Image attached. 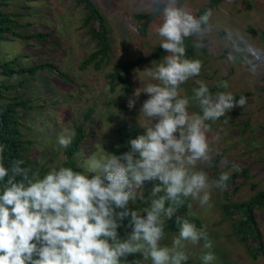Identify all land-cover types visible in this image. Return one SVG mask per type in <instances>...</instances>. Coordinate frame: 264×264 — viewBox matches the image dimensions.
Instances as JSON below:
<instances>
[{"label": "rangeland", "instance_id": "1", "mask_svg": "<svg viewBox=\"0 0 264 264\" xmlns=\"http://www.w3.org/2000/svg\"><path fill=\"white\" fill-rule=\"evenodd\" d=\"M90 1L103 19L110 45L107 61L97 68L93 63L81 66L95 50V43L88 32L89 26L83 24L85 11L77 0H0L1 11L10 15L16 24L13 31L23 35L46 34L42 41L23 40L8 34L0 39V62L11 61L13 67L49 66L31 77H0V103L11 104L9 99L15 97L29 107L12 112L24 142L23 155L32 168L42 169L38 171L41 178L60 168L65 159V148L58 144L65 128L75 131L78 125L82 127L84 138L73 158L81 172L86 173L90 159L111 154L108 147L119 145V130L135 127L141 135L148 126L147 118L139 111L148 98L146 94L141 93L130 110L127 103L121 106L124 102L119 97L121 84L106 92L104 83L112 69L156 53L160 38L154 28L158 21L152 16L146 28L141 29L143 22L135 16L150 13L145 7L146 0ZM212 1L180 0V3L194 15L212 9L213 21L240 29L261 54L253 58L251 65L228 64L224 62L225 50L215 42L206 40L207 46L197 50L193 40L186 39L185 43L192 48V57L201 60L203 66L199 76L181 85V96L193 95V89L198 87L196 80L204 81L212 94L227 91L247 95H244L243 108L235 107L217 121L206 122L211 128L208 140L213 158L208 165H197L210 180L217 179L222 172L236 176L231 183L227 181L226 189L212 190L208 205L201 206L198 200L188 198L190 209L176 216L188 221L194 219L197 229L203 228L213 245L205 249L203 240L196 245L185 241L186 264H204L202 258L209 251L215 257L210 264H264V206L253 210L263 242L262 252L258 254L249 249L251 241L246 242L247 250L245 243L234 234L233 221L237 216L230 208L231 204L248 200L256 191H264V0H220L211 6ZM166 55L128 72L129 97L134 90H142L147 82L137 70L151 67L152 61L159 63ZM220 80H227L229 87L217 88ZM188 110L200 111L195 104H190ZM158 183L145 182L137 190L143 193L144 200L130 202L129 207L142 214L139 204L151 197ZM178 234L179 226L165 233L161 245L171 247Z\"/></svg>", "mask_w": 264, "mask_h": 264}, {"label": "clouds", "instance_id": "2", "mask_svg": "<svg viewBox=\"0 0 264 264\" xmlns=\"http://www.w3.org/2000/svg\"><path fill=\"white\" fill-rule=\"evenodd\" d=\"M145 7L158 21L154 32L167 53L159 63L137 70L147 82L127 101L131 110L141 93L147 95L139 111L148 126L128 141V151L90 159L86 173L60 167L42 178L37 172L30 177L22 160L10 169L4 166L0 145V264H127L135 254L142 260L132 264H186L185 241L196 245L203 240L205 249L213 247L203 228L176 213L187 198L204 206L213 189L227 188L229 172L210 180L197 168L213 158L206 122L243 108L246 98L237 100L227 91L212 94L202 80L195 81L192 96H181V85L199 76L203 66L186 57L185 41L191 38L197 50L207 46L206 40L215 42L225 50L228 64L251 65L261 52L240 29L213 21L212 9L197 16L180 0H146ZM216 87L227 89L229 83L220 80ZM190 104L200 111L190 113ZM74 136L73 129L65 128L58 144L66 148ZM152 181L159 183L150 206L143 214L131 209L130 202L144 200L137 190ZM174 216L179 234L171 247L162 246L164 226ZM125 220L131 231L122 239L118 229ZM202 259L210 264L215 257L209 251Z\"/></svg>", "mask_w": 264, "mask_h": 264}, {"label": "trees", "instance_id": "3", "mask_svg": "<svg viewBox=\"0 0 264 264\" xmlns=\"http://www.w3.org/2000/svg\"><path fill=\"white\" fill-rule=\"evenodd\" d=\"M220 0H213L211 2V6L215 5ZM77 4L80 5L84 11L85 16L83 18V24L89 26L88 32L95 43V50L92 51L81 63V66L84 67L90 63H93L94 67H98L102 63H105L108 59V53L110 51V45L108 41V35L103 23V19L94 6V4L90 0H77ZM1 2H0V39L3 38V34L12 35L13 37H17L23 40H36L42 41L45 39L46 34L37 33V34H27L23 35L22 33L13 31L15 27V22L12 20L10 15L4 14L1 11ZM203 14V12H198L196 15L199 16ZM137 19L142 20L143 24L141 29H145L147 24L150 22L152 15L150 13L145 14H137L135 16ZM186 47V57L189 59H194L192 57V48L189 44L185 43ZM165 55V52L158 47L157 51L154 55L144 56L134 60H130L126 63L121 64L119 67L112 69L105 76V87L109 88V92H112L114 87L119 83L121 84V94L119 97L124 100L121 106H125L130 92L129 82L126 81L128 72L135 68L138 65L146 64L151 59L156 58L160 59ZM46 64L32 65L28 67H13L12 62H0V77H16V76H26L31 77L36 72L48 68ZM247 95L245 94H235V98L238 100L241 96ZM9 103H0V145L4 146L3 152V164L7 168H11L12 163L14 161L22 160L24 163L21 165L22 167L31 169L29 176L31 177L32 172H41L42 169L37 167L36 169L32 168L30 165V161L27 157L23 155L24 150V142L21 140V135L18 130V122L14 117L13 109L16 108H24L28 109L29 107L26 105L24 100H19L17 98H10ZM119 136V145L118 146H109L108 152L115 155H120L129 150L130 145L128 141L130 139H135L139 133L135 127L128 129L123 127L118 131ZM84 138V134L82 131L81 125H78L75 129V136L72 139L70 145L64 149V161L61 164V167L72 168L74 171L81 172V169L76 165L74 161V155L79 149V146ZM56 169V168H55ZM57 168L56 170H58ZM236 175L232 174L230 179L228 180L230 183L232 179ZM41 178V177H39ZM20 178L17 177V180ZM229 183V184H230ZM163 195V193L159 194ZM152 197L148 200H145L143 203L139 204V208H141L144 212L146 208H148L151 204ZM167 206V204H166ZM264 206V191H256L248 200L237 204H231L230 208L232 212L237 217L234 219L233 231L236 237L245 243V247L248 250L246 245L247 241H251L252 247L249 249L253 251L255 254L262 252L263 242L261 238V234L257 228L253 210L256 207ZM190 209V202L188 198L185 200L184 205L179 207L177 213H184ZM142 212V214H143ZM191 223L197 225V222L194 219L189 220ZM177 224L175 223V216L168 220L164 226V233L172 232L177 229ZM131 231L130 228L127 227V220H125L122 226L118 229L120 237L126 238L127 234ZM142 260L140 254H135L133 256H129L127 258V264H132L133 261ZM124 264V262L122 261Z\"/></svg>", "mask_w": 264, "mask_h": 264}]
</instances>
